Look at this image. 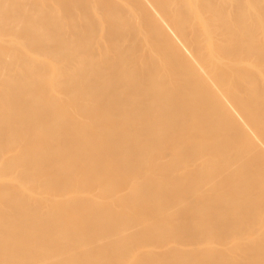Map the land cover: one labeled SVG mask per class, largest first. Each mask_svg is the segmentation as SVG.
<instances>
[{
	"label": "bare ground",
	"instance_id": "obj_1",
	"mask_svg": "<svg viewBox=\"0 0 264 264\" xmlns=\"http://www.w3.org/2000/svg\"><path fill=\"white\" fill-rule=\"evenodd\" d=\"M0 264H264V0H0Z\"/></svg>",
	"mask_w": 264,
	"mask_h": 264
},
{
	"label": "rangeland",
	"instance_id": "obj_2",
	"mask_svg": "<svg viewBox=\"0 0 264 264\" xmlns=\"http://www.w3.org/2000/svg\"><path fill=\"white\" fill-rule=\"evenodd\" d=\"M124 157H127V158H128L127 155H124ZM119 177H120V175H117V176H114L113 178H114V179H117V178H119ZM214 246L216 247V244H215Z\"/></svg>",
	"mask_w": 264,
	"mask_h": 264
}]
</instances>
